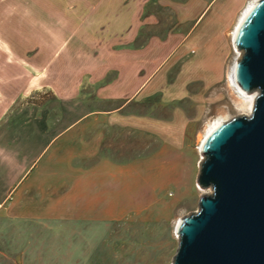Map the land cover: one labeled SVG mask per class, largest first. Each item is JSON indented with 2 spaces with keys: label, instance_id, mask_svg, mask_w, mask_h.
Here are the masks:
<instances>
[{
  "label": "rangeland",
  "instance_id": "rangeland-1",
  "mask_svg": "<svg viewBox=\"0 0 264 264\" xmlns=\"http://www.w3.org/2000/svg\"><path fill=\"white\" fill-rule=\"evenodd\" d=\"M65 1L0 0V92L9 91V64L25 68L29 64L31 85L46 80L69 90L73 89L71 79L75 83L78 79L83 86L71 102L61 104L48 88L32 101L50 112L52 125L62 118V127L89 111L81 101L87 98L85 92L93 90L87 87V77L79 74L85 68L86 53L105 40L95 37L98 30L89 27L105 29L102 23L75 22ZM251 1L215 0L192 28L184 47L170 55L152 86L119 113L94 121L93 131L104 140L99 158L125 167L126 211L110 215L103 224L78 228L74 234L63 230L61 246L52 244L47 231L46 243L30 248L29 264H172L179 246L176 226L198 210L207 192L198 188L197 177L209 127L219 119L227 122L249 112L248 105H243L248 99L230 86V72L238 58L234 31ZM39 11V16H33ZM139 27L136 46L146 45L154 36L166 37L179 25L169 11L151 7L143 13ZM109 41L114 48L122 45L117 39ZM26 73L15 77L25 79ZM166 159L172 166H163ZM81 241L86 245L77 246ZM38 255L43 258L40 262ZM52 255L61 259L56 257L53 263ZM70 256L78 261L69 263Z\"/></svg>",
  "mask_w": 264,
  "mask_h": 264
},
{
  "label": "crops",
  "instance_id": "crops-1",
  "mask_svg": "<svg viewBox=\"0 0 264 264\" xmlns=\"http://www.w3.org/2000/svg\"><path fill=\"white\" fill-rule=\"evenodd\" d=\"M214 1H65L75 22L102 23L105 29L89 27L94 32L98 30L95 37L105 40L99 49L86 53L85 68L79 74L80 78L87 77V87L93 90L85 92L87 98L81 101L89 111L64 127L62 118L50 123V112L43 105L25 101L33 92L48 88L61 104L71 102L78 97L83 82L77 84L78 79L75 83L72 78L69 86L73 89L69 90L46 80L31 85L29 64L26 68L9 64V91L0 92V264H29L30 248L43 246L47 231L52 244L61 246L60 241L66 236L63 230L74 234L72 231L85 225L103 224L110 215L125 213V167L99 158L104 140L93 131L94 121L119 113L145 93L170 55L184 47L192 28ZM53 7L56 10L58 6ZM151 7L169 11L179 28L166 37L154 36L146 45L136 46L141 17ZM81 8L86 18H81ZM39 15L40 11L33 16ZM112 39L122 45L114 48L109 41ZM24 70L26 78L17 79L16 74H24ZM91 158V165L83 164ZM164 161L163 166H172L168 159ZM134 164L137 162L131 166ZM80 243L76 245L84 244ZM56 257L61 259L55 256L53 263ZM37 260L43 258L38 255ZM67 261L78 260L70 256Z\"/></svg>",
  "mask_w": 264,
  "mask_h": 264
},
{
  "label": "water",
  "instance_id": "water-1",
  "mask_svg": "<svg viewBox=\"0 0 264 264\" xmlns=\"http://www.w3.org/2000/svg\"><path fill=\"white\" fill-rule=\"evenodd\" d=\"M238 88L257 93L250 115L221 123L201 145L198 210L178 222L172 264H264V0L234 35Z\"/></svg>",
  "mask_w": 264,
  "mask_h": 264
},
{
  "label": "bare ground",
  "instance_id": "bare-ground-1",
  "mask_svg": "<svg viewBox=\"0 0 264 264\" xmlns=\"http://www.w3.org/2000/svg\"><path fill=\"white\" fill-rule=\"evenodd\" d=\"M254 3V2H253ZM251 3L250 6L252 7L254 4ZM250 7V8H251ZM250 8H246V10L244 11V13L242 14V16L240 17V20L237 24V27L239 26L240 22L242 21V19L246 16V14L248 13V10ZM236 27V29H237ZM236 29L234 31V35L236 33ZM234 66V65H233ZM233 66L231 68V72H230V86L235 90V92L237 93V95L241 96V97H246L248 100L243 101V105H248V109H249V112L247 113H244V114H247V115H250L252 110H253V107H254V103H255V100H256V97H257V93H254V94H245L243 93L239 88H238V85L236 83V80H235V77H234V74H233ZM229 81V80H228ZM248 101V102H247ZM223 122H226L224 120H217L215 121L214 123L211 124V126L209 127L208 129V132L206 133V136L209 135L211 132H213L221 123ZM205 136V137H206ZM205 139V138H204ZM204 141V140H203Z\"/></svg>",
  "mask_w": 264,
  "mask_h": 264
},
{
  "label": "trees",
  "instance_id": "trees-1",
  "mask_svg": "<svg viewBox=\"0 0 264 264\" xmlns=\"http://www.w3.org/2000/svg\"><path fill=\"white\" fill-rule=\"evenodd\" d=\"M41 93V91H37V92H35L34 94H32L29 98H28V103H33L32 101L34 100V98H35V95H37V94H40Z\"/></svg>",
  "mask_w": 264,
  "mask_h": 264
},
{
  "label": "built area",
  "instance_id": "built-area-1",
  "mask_svg": "<svg viewBox=\"0 0 264 264\" xmlns=\"http://www.w3.org/2000/svg\"><path fill=\"white\" fill-rule=\"evenodd\" d=\"M257 1H258V0H252L251 2H249L248 5H247V8H250V7H251V6H250L251 3L254 2L253 4H255ZM239 56H240V53L238 52V57H239Z\"/></svg>",
  "mask_w": 264,
  "mask_h": 264
}]
</instances>
